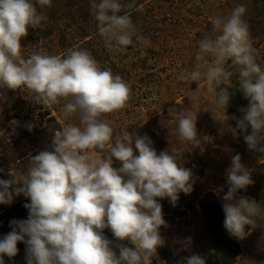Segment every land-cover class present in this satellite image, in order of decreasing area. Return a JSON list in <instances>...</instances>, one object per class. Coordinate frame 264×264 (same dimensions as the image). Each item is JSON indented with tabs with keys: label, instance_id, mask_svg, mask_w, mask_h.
<instances>
[{
	"label": "clouds",
	"instance_id": "obj_1",
	"mask_svg": "<svg viewBox=\"0 0 264 264\" xmlns=\"http://www.w3.org/2000/svg\"><path fill=\"white\" fill-rule=\"evenodd\" d=\"M134 4L135 0H91L90 12L109 50L133 44L136 27L125 10ZM37 5L51 7V0H0V88H26L46 107L63 100V112L78 114L81 126L62 125L55 131L52 150L30 158L27 175L21 178L23 187L13 189L30 198L24 205L29 216L10 222L13 230L0 240V264L4 255H17L18 242L27 245V264H152L164 243L159 229L166 226L158 198H168L175 206L180 192L193 190V174L178 164L175 155L157 154L147 135L124 130L113 141V129L102 117L126 108L131 88L110 68H101L88 50L69 49L66 56L43 52L23 56L21 39L47 19ZM246 11L244 4H238L227 18H213L215 34L198 42L193 70L179 78L203 82L216 108L226 110L231 78L236 75L238 88L249 101L241 109L238 129L246 132L250 127L251 133L244 136L248 148L264 153V68L256 61ZM177 118L179 140L200 146L197 113L182 110ZM95 149L108 154L93 155ZM113 158L122 166L113 167ZM226 176L230 187L223 196L224 227L230 235L244 238L245 226L256 225L260 208L247 198L235 199L238 190L253 183L239 154L232 157ZM17 183L0 179V204L12 202L10 188ZM106 228L133 247L119 245L117 255L112 241L103 235ZM185 261L206 264L199 255Z\"/></svg>",
	"mask_w": 264,
	"mask_h": 264
},
{
	"label": "rangeland",
	"instance_id": "obj_2",
	"mask_svg": "<svg viewBox=\"0 0 264 264\" xmlns=\"http://www.w3.org/2000/svg\"><path fill=\"white\" fill-rule=\"evenodd\" d=\"M90 3L51 0V7L37 5L47 19L40 27L29 28L21 39L22 53L27 58L33 52L66 56L69 49L88 50L101 68H110L131 88L128 106L102 117L113 129V141L124 130L147 135L157 154L167 151L180 166L191 170L190 194L180 192L175 206L168 198H158L166 226L159 229L164 243L152 264H186L185 258L192 255L201 256L206 264H264V153L248 148L244 136L251 128L245 132L237 125L249 101L239 90L236 75L231 78L226 110L216 108L203 82L198 85L179 78L193 70L198 42L215 34L213 18H227L238 4L247 8L244 19L256 61L264 68V0H135L133 8L125 10L136 27L133 44L119 51L105 46ZM64 103L46 107L26 88H0V179L18 181L10 188L12 202L0 204V233L13 230L10 222L24 216L23 203L30 201L13 191L23 187L21 178L27 175L30 158L52 150L53 136L62 125L81 126L78 114L63 112ZM182 110L197 113L198 147L178 138L177 114ZM13 120L17 125L10 123ZM92 154L103 157L108 153L95 149ZM236 154L253 183L238 190L235 199L247 198L260 208L254 217L256 225L245 226L244 238L230 235L224 227L225 217L218 222L211 211L218 203L225 215L223 196L230 187L226 171ZM121 166L113 158V167ZM232 243L239 245V251L231 248ZM116 245L114 251L119 255V245L124 244L117 240Z\"/></svg>",
	"mask_w": 264,
	"mask_h": 264
},
{
	"label": "trees",
	"instance_id": "obj_3",
	"mask_svg": "<svg viewBox=\"0 0 264 264\" xmlns=\"http://www.w3.org/2000/svg\"><path fill=\"white\" fill-rule=\"evenodd\" d=\"M30 202L31 201H26L25 203H23V208H24L25 213H23L24 216L20 220H26L28 218L29 212H28L27 208L24 207V205L28 204ZM211 211L215 214L216 218H218L217 219L218 222L222 218L225 217V215H223L222 210L220 208V205L218 203H215V206L213 209H211ZM8 233H9V231H7V229H5L2 233H0V240H2L4 238V236H6ZM103 235L107 239L112 241V247H113V250H115L114 248L117 247V245H116L117 239L114 237V235L110 231V229H107V228L104 229ZM25 239H27V237H25ZM121 242L124 244V246L133 247L128 241H121ZM17 248H18V253L15 257L9 258L7 255L3 256L4 264H27V254H26L27 245L24 242H18ZM231 248L233 250L239 251V245L236 243H232Z\"/></svg>",
	"mask_w": 264,
	"mask_h": 264
}]
</instances>
